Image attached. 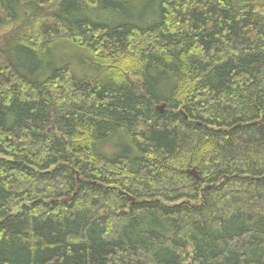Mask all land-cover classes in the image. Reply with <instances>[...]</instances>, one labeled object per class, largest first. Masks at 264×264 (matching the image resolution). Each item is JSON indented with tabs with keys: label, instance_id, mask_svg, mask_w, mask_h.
Masks as SVG:
<instances>
[{
	"label": "trees",
	"instance_id": "trees-1",
	"mask_svg": "<svg viewBox=\"0 0 264 264\" xmlns=\"http://www.w3.org/2000/svg\"><path fill=\"white\" fill-rule=\"evenodd\" d=\"M259 121L264 0H0V264H264Z\"/></svg>",
	"mask_w": 264,
	"mask_h": 264
},
{
	"label": "rangeland",
	"instance_id": "rangeland-1",
	"mask_svg": "<svg viewBox=\"0 0 264 264\" xmlns=\"http://www.w3.org/2000/svg\"><path fill=\"white\" fill-rule=\"evenodd\" d=\"M138 40V39H137ZM142 48H144V44L143 43H140V42H138L137 43V45H136V47H135V49H142ZM33 139H35L34 137H32ZM45 146L42 144V146H41V149L42 148H44ZM41 149L40 150H37V152L39 153V155H41L42 154V151H41ZM44 157H46V156H44ZM100 168V170L98 169V168H93L94 170H96V171H98V172H100V175H102L103 176V174H102V170L104 169V170H106L107 172H108V174H110V175H113V174H116L114 171H113V169L112 168H107L109 165L108 164H104V163H101V164H97ZM116 199L118 200V198L116 197ZM83 203H85L84 202V199H83ZM86 204V203H85ZM81 205L82 206H84L82 203H81ZM103 212H104V210H103ZM105 213H106V211H105Z\"/></svg>",
	"mask_w": 264,
	"mask_h": 264
},
{
	"label": "water",
	"instance_id": "water-1",
	"mask_svg": "<svg viewBox=\"0 0 264 264\" xmlns=\"http://www.w3.org/2000/svg\"><path fill=\"white\" fill-rule=\"evenodd\" d=\"M262 127L264 129V125H262ZM188 173L191 176L196 177L198 180H201V177L199 176V172H198V170L196 168L189 170Z\"/></svg>",
	"mask_w": 264,
	"mask_h": 264
},
{
	"label": "bare ground",
	"instance_id": "bare-ground-1",
	"mask_svg": "<svg viewBox=\"0 0 264 264\" xmlns=\"http://www.w3.org/2000/svg\"><path fill=\"white\" fill-rule=\"evenodd\" d=\"M259 124L262 126V125H264L263 123H262V121H259Z\"/></svg>",
	"mask_w": 264,
	"mask_h": 264
}]
</instances>
